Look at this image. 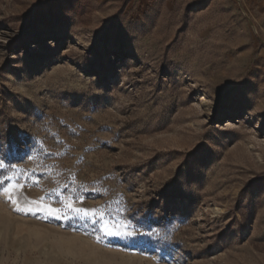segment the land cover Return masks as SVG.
<instances>
[{
    "label": "rangeland",
    "instance_id": "374dc122",
    "mask_svg": "<svg viewBox=\"0 0 264 264\" xmlns=\"http://www.w3.org/2000/svg\"><path fill=\"white\" fill-rule=\"evenodd\" d=\"M0 264H264V0H0Z\"/></svg>",
    "mask_w": 264,
    "mask_h": 264
}]
</instances>
